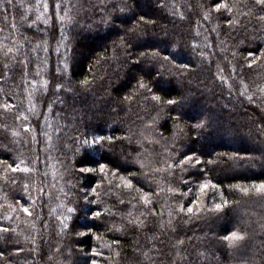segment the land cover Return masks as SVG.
<instances>
[{
    "label": "trees",
    "instance_id": "obj_1",
    "mask_svg": "<svg viewBox=\"0 0 264 264\" xmlns=\"http://www.w3.org/2000/svg\"><path fill=\"white\" fill-rule=\"evenodd\" d=\"M14 2L17 4V9L14 13L10 10V22L13 15L19 22L20 16L29 6H32L33 11L28 14L31 18H35L36 0H14ZM49 2L51 3L52 0ZM199 2L200 0H162L165 6L160 8L157 0H105V3L109 5V12H111V4L122 3L127 6L123 13L117 11L113 14L114 24H105L101 22V17L107 14L102 11L100 0H65V7L74 6L72 15L75 17V23L69 25L67 29L70 37L66 41L69 49L67 52L68 70L60 75L58 80H52L57 76V67L63 68V64L58 65L57 63L58 59L65 58V49L62 47L59 57L55 52L48 54L42 49L35 53L28 52L33 61L32 71L34 72L39 66L43 70L44 78L52 80L51 90L55 89L56 82L69 79L74 89L73 93L61 92V98L67 103L55 105L53 111L48 114L53 127L58 125L62 128V131L52 133L53 145L59 144L60 148H63L65 143H71L68 137H75L86 131H96L98 134L111 135L114 138L112 147H109V142L105 140L103 148L98 147L96 151L82 149L76 158L82 161L77 165L78 167L95 166L94 161H101L108 163L110 167L120 166L128 171L138 172L139 165L134 163L136 156L133 149L141 152L145 161H148L156 152L166 155L165 147L169 150L175 149L177 152L191 150L205 162L208 159L215 161L211 165L202 164L191 171L194 175H199V167L207 168L210 178L221 185V190L227 199L229 201L238 200L240 203L229 209L227 214H220L218 218H202L201 220L193 218L190 224L182 226L181 234L185 237L184 248L187 250L191 264H261L264 260V244L261 243L264 241V200L256 196L244 197L238 191H230L228 186L236 183L247 186L253 180L257 182L264 180V130L260 127V119L264 117V112L259 109L254 110V106L246 101L241 103L243 98L238 97L240 76L237 75L242 73L250 85V91L254 92L258 85H264V65L258 62L252 69L245 67L241 70L242 60L239 55L237 58L232 57V52L237 51V45H239V51L245 55V49L248 47H255L257 44L264 46V35L258 31L260 25L255 20L249 25L247 32L243 28H238L236 32L227 35L229 30L222 23L219 24L222 31L219 33L211 31L217 27L218 21L215 19V14L211 21H204L202 10L196 7ZM189 4L193 5L192 11L188 10ZM174 9L176 14H173ZM180 12L185 14V19H180ZM141 15L154 21V24L141 25L135 34L127 32L128 29L136 27V20ZM198 19L199 25L197 24ZM244 22L247 23L246 20ZM0 26H3L2 22ZM44 30L45 26L41 23L26 32L25 34L31 38V43L22 52L28 51L42 38H45ZM21 32H24L23 28ZM33 32H35L34 37ZM196 32H200V36L197 37ZM125 34L126 40L133 45H159L163 50L164 45L167 44L166 51L175 53L177 61L188 63L190 67L179 69L171 60L165 61L162 55L158 60L150 57L140 58L139 52L146 50L144 48H136L129 58L125 53L126 45L122 46L120 41V36ZM8 35L9 30L5 28L4 32H0V39ZM58 35L59 30L57 29ZM17 39L22 40V37L17 34ZM241 40L245 43L240 44ZM193 42L200 46V50L205 52L207 58L202 60L191 52L189 46ZM55 44L56 41L52 40L53 48ZM205 44L208 45L207 48ZM46 56L49 57V63L45 65L41 61ZM225 57L232 63L228 64ZM137 59H141V62L134 63L133 61ZM2 60L3 57L0 56V61ZM217 64L224 69L223 75L227 83H221L216 78ZM233 66L236 67L235 74L232 72ZM0 72H2V67H0ZM157 73L160 75L157 76ZM233 76L236 78L232 79ZM85 77L91 83L87 88H81L79 81ZM141 77L156 94L168 93L171 98L179 101L174 106V110H170L164 104L157 105L153 110L155 102L151 100L152 94L138 88L137 80ZM36 79L40 78L36 77ZM229 85H234L231 96L228 92ZM0 86H3L5 91L9 88L17 91L18 95L13 102H23L27 107L24 94L21 90L15 89L11 80L6 85L0 82ZM137 92L143 94L136 95ZM41 94L42 90L37 93V96ZM128 94L134 95L131 102L124 99ZM144 97L148 99L145 100ZM0 99H3L2 94H0ZM48 99L51 100L54 97L49 95ZM37 107L40 111L45 110L40 103ZM61 109H63L61 115L57 116L56 113ZM177 116L180 118L173 119ZM206 117L211 118L207 128L199 132L191 129V125L198 119ZM35 119L34 116L30 117L29 122ZM43 119L44 117L41 116V122ZM0 125H7L8 128L7 131L0 128V158L8 157L11 160L20 156L26 160L35 159L36 152L33 149L36 145L24 143L25 140H30V136L24 134L13 115L3 114L0 110ZM13 130L20 131L21 136L13 137L11 134ZM125 135L130 137L131 146L127 139H115ZM57 136L60 137L59 140L56 139ZM39 139L42 140L43 137ZM157 140L159 143H152ZM51 155L64 160L65 164L71 161L69 167L75 163L71 152L65 156L63 152L54 149ZM242 157H250V159H241ZM43 159L44 154L41 153V160ZM39 167L40 172H49L48 182L55 183V188L50 190L53 197L51 206L55 207L65 200L64 194L59 193L57 189L64 187L67 191V185L59 177L53 181L51 169H45L43 164ZM56 168L63 171L59 163H56ZM65 175L67 179H72L71 176ZM180 175L177 172L178 178ZM97 178L92 174L82 177L80 184L72 189V193H77L81 186L95 183ZM142 182L147 188L148 182ZM19 191L18 187L0 179V203H6L3 199L5 194L8 195L7 202H12L13 196ZM70 195L73 200L77 198L74 194ZM163 195L160 200L161 204L164 203ZM122 198L126 201L128 199L127 195ZM80 199L82 200V197ZM101 199L103 202L99 205L100 209L117 212L118 217L117 210L122 206L117 197L102 194ZM208 203L210 204L211 201L209 200ZM164 211V219L167 221L166 207ZM135 215L137 213H134ZM43 219L49 221L47 228L40 220L25 217L22 213L20 219H14L11 224L0 221L5 226L16 229V232L11 234L10 240L5 241L0 238V252L4 253V258H0V264H85L88 259L85 254H90L93 248L102 250L104 257L113 256L108 248L100 249V242L94 240L91 233L83 237L76 236V232L86 231L85 228L79 227L84 224H95L97 226L93 228V232L103 233L106 225L113 222L114 218L110 213H105L102 221L78 219L77 226L73 227L70 232L61 231L55 217L49 218L47 208L44 209ZM116 222L119 223L118 218ZM236 229L246 232L248 236L237 248H229L220 237ZM4 235L8 234H0V236ZM157 235L160 234L157 233ZM113 236L121 240L118 246L121 256L113 257V264H138V261L150 264L134 251L137 240L140 245H146L143 233L139 235L136 233L128 235L106 233L107 239L104 243H110ZM187 237H192V239L188 240ZM160 238L165 243L157 246L167 254L170 245L175 241L167 236H160ZM16 241L23 249L18 254L15 253L13 247ZM150 247L151 245H146L142 250ZM57 248L61 251L57 252ZM198 253H204V255L200 256ZM69 254V260L65 261L64 257ZM151 255L154 260H164L163 256L158 257L154 252ZM49 256L52 257L51 260ZM104 257H97V259L101 260L102 264H107Z\"/></svg>",
    "mask_w": 264,
    "mask_h": 264
},
{
    "label": "snow or ice",
    "instance_id": "obj_2",
    "mask_svg": "<svg viewBox=\"0 0 264 264\" xmlns=\"http://www.w3.org/2000/svg\"><path fill=\"white\" fill-rule=\"evenodd\" d=\"M101 9L106 16L101 17V22L105 24H114V13L119 11L123 13L126 10V5L122 3L111 4V12L108 11L109 5L105 3V0H100ZM157 4L160 8L165 5L162 0H157ZM22 6V5H21ZM74 6L65 7V0H36L35 4V18H31L28 13L33 11L32 6H29L24 14L19 18L17 22L15 15L12 16L11 22L9 21L10 10L14 13L17 9V4L14 0H0V22L3 26H0V32H4L5 28L9 30V35L0 39V56L3 60L0 61V82L4 85L9 80L13 82L15 89L21 90L24 94V99L27 101V107L23 102L14 103L13 100L17 97L18 92L9 88L5 91L3 86H0V94L3 99H0V110L3 114L13 115L15 121L18 122L19 127L23 129L24 134L30 136V140H25L24 143H32L36 145L33 149L36 152L35 159L26 160L16 156L11 160L8 157L0 158V179L10 183L20 189L19 193L12 198V202L8 201V195L5 194L3 199L6 203H0V221H6L8 224L14 219H20L22 213L25 217L35 218L40 220L45 228L49 226V221L43 219L44 209H48V216L51 219L53 216L59 222V226L62 232L72 231L73 227L77 226L76 221L78 219L102 221L105 213H110L113 216V222L106 225L103 233L96 234L93 232L95 224L79 225L86 231L76 232V236L83 237L90 233L94 240L100 242V249L108 248L113 256L104 257L102 250L93 248L91 253H86L88 257L85 264H102V261L97 257H104L107 264H113V257L119 258L121 252L118 250V246L121 244V240L113 236L110 243H104L106 233H121L128 235L130 233H136L139 235L143 233L145 235L146 245H151L147 250H142L146 245H140L137 240V246L135 247V253L139 254L150 262V264H191L187 250L184 248L185 237L182 235V226L190 224L192 219L201 220L202 218H218L220 214H227V211L233 207L239 205L240 201H229L221 190V185L218 182H214L209 175V170L204 167H199V175H194L192 169H197L202 164L211 165L215 163L212 159L203 161L195 152L189 150L188 152L179 151L175 149L169 150L167 147L164 149L166 155L156 152L152 159L145 161L141 152L133 149L136 160L134 163L139 165V171H128L120 166H111L106 162L94 161L95 166L78 167L82 161L76 159L82 149H92L93 151L103 148L104 141L109 142V147L113 146L114 138L109 135L105 136L98 134L96 131H86L75 137H68L71 142L65 143L63 148L60 145H53V132H60L62 128L60 126L53 127V124L48 118V114L54 109L57 104L65 105L67 102L60 96L61 92L73 93L74 89L71 87V80L64 82H56L55 89L51 90L52 80H58L59 76L68 70V57L69 51L66 41L70 39L67 34L69 25L75 23V17L72 15ZM202 10V19L204 21H211L214 18L218 21L217 27L211 31H222L219 28V24L226 25L228 28L227 35H231L236 32L238 28H243L247 32L249 25L255 20L260 25L258 31L261 35H264V0H200L198 5ZM193 5H188V10L192 11ZM243 9V10H242ZM173 14H176L175 9ZM180 19H185L183 12L179 13ZM247 21L245 23L244 21ZM43 24L45 26V38H42L39 43L28 49L26 52H22L28 44L31 43V38L25 33L31 31L37 24ZM200 21L197 20L199 25ZM154 24V21L147 19L144 15H141L136 20V27L130 28L127 32L135 34V32L141 27V25ZM24 32H21V29ZM57 29L59 35L57 36ZM50 30V31H49ZM17 34L22 37L17 39ZM35 32H33V37ZM196 36H200V32H196ZM126 34L120 36L121 45H126L125 53L131 58V52L136 48H144L146 50L139 52L140 58L150 57L153 60H158L161 55L165 61L171 60L175 67L179 69H188L190 65L188 63H182L176 60L175 53L166 51L168 45H164L162 50L159 45L151 44H137L133 45L130 41L126 40ZM207 39V38H205ZM55 40L56 44L53 48L51 41ZM115 43V42H114ZM245 43L244 40L239 42ZM65 49L64 59L57 61L58 65L63 64V68L59 66L56 69L57 76L52 80L44 78L43 70L37 66L35 71H32L33 61L28 52L35 53L38 50H43L44 53L55 54L59 57L61 55V48ZM190 50L194 55H198L202 60L207 58L204 51L200 50V46L193 42L190 46ZM208 45L205 44V48ZM246 55L239 51V45H237V51L232 52V57L237 58L239 55L242 63L240 64L241 70L243 68L252 69L255 65H264V46L257 44L255 47H248L245 49ZM39 59V58H37ZM228 64L232 61L225 57ZM134 63H140L141 59L133 61ZM42 64L49 63V57L46 56L42 61ZM224 69L217 64L216 78L221 83H227L225 76L223 75ZM232 72L236 73V67L233 66ZM157 76L160 73L156 74ZM240 76L238 91V97H242L241 103L246 101L249 105L254 106V110L264 112V85H258L255 91H250V85L246 82L242 73L237 74ZM36 77L40 79L37 80ZM236 77L233 76L232 79ZM90 80L85 77L79 81L81 88H87L90 84ZM138 88L146 90L151 93V100L155 102L153 110L157 105L164 104L174 110L179 101L170 97L168 93L164 95L156 94L152 87H149L144 82L143 77L137 80ZM234 85L228 86V92L231 96L233 93ZM42 94L38 97L37 93ZM259 93V95H257ZM143 93L137 92L136 95H142ZM49 95L54 99L49 100ZM168 97V98H165ZM125 100L131 102L134 99L133 94H128L124 97ZM145 100L148 97H144ZM40 103L44 106L45 110H38L37 104ZM63 109L56 113L60 116ZM36 117L35 121L29 122L30 117ZM43 116V122L40 117ZM180 117H173V119H179ZM142 119V118H141ZM210 117L204 119H198L196 123L191 125V129L197 130V132L207 128L210 123ZM151 127V125H147ZM260 127L264 130V117L260 119ZM4 131H7V125H0ZM182 131V130H181ZM13 137H20L21 132L13 130L11 132ZM89 136L91 137L89 139ZM43 137V139H39ZM60 139L59 136L56 137ZM115 139L129 140V146H131V139L129 136L116 137ZM152 143H159V141H152ZM43 145V147H40ZM74 145V146H72ZM143 147V145H141ZM58 150L66 154L72 153V160L75 162L72 167L69 164H65L64 160L59 157H53L51 152ZM7 151V146L5 145ZM155 152V149H153ZM41 153L44 154V159L41 160ZM87 154V152H85ZM241 159H250V157H242ZM55 161V163H52ZM56 163L61 165L60 169L56 168ZM43 164L45 169H51L52 180L55 181L57 177L63 180L67 185L68 190L65 191L64 187L57 189L59 193H63L65 200L58 203L55 207L51 206L52 192L51 189L55 188V183L48 182L49 172H40V165ZM177 172L181 175L177 177ZM17 174V175H11ZM23 174V175H19ZM67 176H71L72 179H67ZM92 174L97 176L95 183L88 184L87 186H81L77 193H72V189H75L82 177ZM19 177V178H18ZM159 177V179H158ZM142 181H147L148 185L145 188ZM163 185V186H162ZM193 185H195L193 187ZM230 191H238L243 194L244 197L256 196L261 200H264V180L251 181L247 186H242L240 183L229 185ZM219 193V196H217ZM70 194L76 195V199L73 200ZM116 196L119 204L122 206L117 212H112L110 209L101 210L99 205L103 202L101 195ZM163 195L164 203L161 204V196ZM127 195V201L122 197ZM82 197V200L80 199ZM59 197H57L58 199ZM211 201L209 204L208 201ZM165 207L167 208L168 219L165 221ZM127 209V211H124ZM134 213L137 215L134 216ZM118 218L119 223L116 222ZM35 225L33 224V227ZM16 229L5 226L0 223V234H8L0 236V238L8 241L11 239V234L15 233ZM159 233L160 235H157ZM160 236H167L169 239H174V243L170 245L169 252L164 253L161 247L157 245H163L165 241ZM248 234L242 232L239 229L231 230L227 234L220 237V239L227 244L229 248H237L241 242L245 241ZM27 239V237H26ZM191 240L192 237H187ZM264 244V241H261ZM19 242L13 245L15 253L22 252ZM116 246V247H112ZM57 252L61 249L57 248ZM155 253L156 256H163L164 260L153 259L151 253ZM203 256L204 253H198ZM0 258H4V253L0 252ZM69 256H65L64 260L68 261ZM51 260L52 257L49 256ZM138 264H143V261H138ZM264 264V260L261 261Z\"/></svg>",
    "mask_w": 264,
    "mask_h": 264
},
{
    "label": "rangeland",
    "instance_id": "obj_3",
    "mask_svg": "<svg viewBox=\"0 0 264 264\" xmlns=\"http://www.w3.org/2000/svg\"><path fill=\"white\" fill-rule=\"evenodd\" d=\"M90 139V138H89Z\"/></svg>",
    "mask_w": 264,
    "mask_h": 264
}]
</instances>
